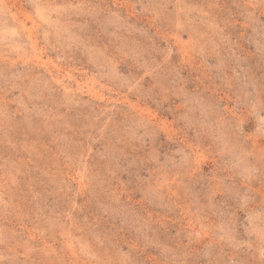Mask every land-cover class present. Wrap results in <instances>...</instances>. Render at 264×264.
Instances as JSON below:
<instances>
[{"label": "rangeland", "instance_id": "1", "mask_svg": "<svg viewBox=\"0 0 264 264\" xmlns=\"http://www.w3.org/2000/svg\"><path fill=\"white\" fill-rule=\"evenodd\" d=\"M0 264H264V0H0Z\"/></svg>", "mask_w": 264, "mask_h": 264}]
</instances>
